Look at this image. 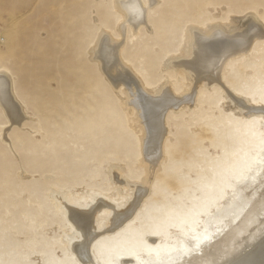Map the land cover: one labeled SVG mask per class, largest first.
Returning <instances> with one entry per match:
<instances>
[{"label":"rangeland","instance_id":"374dc122","mask_svg":"<svg viewBox=\"0 0 264 264\" xmlns=\"http://www.w3.org/2000/svg\"><path fill=\"white\" fill-rule=\"evenodd\" d=\"M116 1L0 0V77L24 114L22 129L4 136L0 107V264H141L160 248L173 255L185 231L191 238L200 223L236 209V222L219 224L199 251L158 263L214 264L264 228V184L250 203L242 197L219 208L262 151L261 131L250 130L256 121L232 110L219 84H197L177 67L193 58L196 36L253 25L258 40L227 63L221 82L234 84L246 107L264 106V0H139L146 19L138 32ZM100 39L119 46V71L143 94L193 97L177 113L165 111L153 161L142 153L146 121L133 105L134 85L113 86L93 58ZM97 201L110 206L94 222L84 260L73 247L78 234L79 244L87 238L70 225L65 204Z\"/></svg>","mask_w":264,"mask_h":264},{"label":"bare ground","instance_id":"6f19581e","mask_svg":"<svg viewBox=\"0 0 264 264\" xmlns=\"http://www.w3.org/2000/svg\"><path fill=\"white\" fill-rule=\"evenodd\" d=\"M117 1L115 4L118 5V10L121 11L119 13H122V15L120 14L122 21L124 20V18H126L130 30L133 29L134 31V29H136L138 32L139 29L143 25H145L146 10L144 9L143 5L140 4L139 0H121L118 1V4ZM115 4L113 5L116 6ZM146 5L147 4H144V6ZM258 33L259 30H257V28L252 25L249 26L244 33L232 36L223 35L221 32L214 33L208 39L196 36L193 44L195 50L193 51V53H190L191 56L193 55V58L190 61L189 59L186 61H182L179 65H177V67L184 69V71H180L181 73L185 71L189 72L190 76L195 79V83L197 84L202 85L207 81L209 84H219L221 89L223 90V93H226V95L224 94L225 99L227 101L229 99V101H231L234 105V108L232 110H234L240 116L246 117V121L254 122L255 120L256 128L250 127V130L253 131L254 134H257V131H261L258 133H261L264 138V106H260L261 104H253L254 106H256L255 108L246 107L242 102L243 98H240L236 94L240 92L234 88V84H231L230 88L228 89L224 87L221 82V78L227 76L228 73L227 69L225 68L227 63H229L230 60L239 58V56L241 55L247 56L250 52V48L252 47L251 45H253L251 42L258 40L256 38V35H258ZM262 34L260 33V35ZM111 45L108 44L107 39H100L99 42L96 41L94 46L95 49H93L92 51L93 58L97 62L101 72L105 76L106 81L108 80L109 82H111L113 86L119 87L123 84L124 87H128L129 85H134V89L136 92L133 90L134 92H132L133 94H131L134 95L135 93L133 98V105L137 110L140 109L143 112L142 117L146 121L143 131L145 135H147V138L142 140L141 149L147 160L153 161L157 157L155 154L157 153L156 151L161 145V137L164 134L163 117L165 116V111L177 113L182 109L180 108L181 105L179 106V104L188 103V101L193 97L189 96L191 99L187 98L188 101L187 99H185V101L184 98L182 100L181 98L178 99L175 96L173 97L168 90H163L157 97H148L147 95L143 94L140 90H138L137 82L133 81L131 78H125L122 73H126L125 69L124 71H119L120 63H118L117 60L120 49H117V47H119L117 44L116 47L114 45ZM7 82L8 81H6L4 76L0 77V107L2 108L7 119V127L3 130L4 136L7 135L6 132L10 131L14 127L22 129V126L24 124V118L22 117V115L24 114L20 115L18 106L14 101L16 99H14L15 97H12V94H14V90L12 91L11 84H9V86ZM192 82H194V80H192ZM131 89L132 87L130 88V90ZM191 94L193 95L194 93ZM225 124H227V121ZM255 140L256 139H253L250 136V144L254 143ZM248 146L251 145L248 144ZM263 150L264 144H262V151ZM262 151L256 152V158L253 159L254 163L249 169V172L243 173L239 176V180H237L236 184L233 186V190L229 200L224 204H221L219 208H222L223 205H227L229 207L235 206L236 201L241 199L242 197H245L247 202H251V200L255 196V193L258 192L264 184V170H262L264 165V155L261 154ZM237 184L241 186L240 191L237 189ZM88 199H84L85 202ZM79 204L81 205L82 201H79ZM86 205L89 204L87 203ZM108 205V203H105L103 201H97L92 207L79 209L76 207L80 206L75 205L73 202H67V204H65V210L67 211L66 215L70 220V225H74L73 227L77 228V230L75 231L81 233V235L83 234V237H85V239L87 238L86 240L84 239L85 241H83V243L79 244V242L81 241L79 240L80 235L78 234L79 236H76L77 242L73 247V250L74 254L81 259L86 260L89 258V242L94 236V232L91 233V230L94 231V224L98 221L97 217L99 215V212L101 211V208ZM242 207L246 209V206L243 205ZM235 211L236 209L233 208L229 210H223V212L228 213L230 217L223 215L217 216L216 219L218 221H209L208 223L204 222L203 224L200 223L199 229V225L191 226L193 232L194 228L198 229L196 234L193 237L189 238L187 236V231H185L183 238L186 239V243L179 242L173 248V250H175L174 254H181L179 257H172L174 254L169 255L168 252L160 253L162 250V248H160L159 250H157L156 256L154 258H145L144 262L141 264H145L148 261H151L154 264H158L159 262H162L163 259H166V261H170V263H172L174 261L176 262L177 260H180L183 256H189L190 254L199 251L204 245L206 238L211 233L217 231V229L219 228V224L228 223L229 226H231L236 222L237 216L235 214ZM104 215H100V217L102 218L104 217ZM256 216L257 215H255L253 218H255ZM163 264L167 263L164 262ZM214 264H264V228H262L260 230V233L252 238L241 250H236L232 255L225 258L222 262H216Z\"/></svg>","mask_w":264,"mask_h":264}]
</instances>
